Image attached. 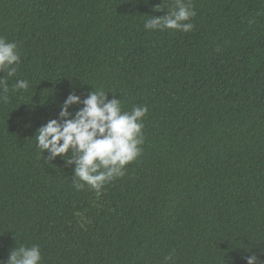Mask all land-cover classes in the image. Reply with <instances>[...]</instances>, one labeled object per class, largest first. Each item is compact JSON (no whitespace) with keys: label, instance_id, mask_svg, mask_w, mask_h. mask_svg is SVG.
<instances>
[{"label":"trees","instance_id":"obj_1","mask_svg":"<svg viewBox=\"0 0 264 264\" xmlns=\"http://www.w3.org/2000/svg\"><path fill=\"white\" fill-rule=\"evenodd\" d=\"M175 2L0 0L21 54L0 72V261L39 245L42 264H264V0H190L191 31L145 30ZM93 87L148 107L145 142L123 177L77 190L35 137Z\"/></svg>","mask_w":264,"mask_h":264},{"label":"clouds","instance_id":"obj_2","mask_svg":"<svg viewBox=\"0 0 264 264\" xmlns=\"http://www.w3.org/2000/svg\"><path fill=\"white\" fill-rule=\"evenodd\" d=\"M164 3L154 11L161 12ZM196 15L190 0H176L165 16L151 17L145 21L144 28L186 33L194 28L190 21ZM20 62L17 43L0 37V72H6L9 78L14 77ZM28 87L29 82L23 79L12 86L13 90H27ZM0 90L6 100L9 86L4 77H0ZM81 103L83 107L72 117L69 109ZM147 113V106H134L130 112L122 110L121 101L109 100L103 89L94 88L83 100L73 92L61 105L59 119L49 120L39 128L36 147L43 154L48 153V162L63 157L68 166H75L72 180L77 190L85 186L100 190L123 177L126 167L141 155L145 142L143 120ZM174 255L175 250L165 257L166 264ZM245 259L246 264H260L255 254ZM42 261L39 245H20L11 250L6 264H42ZM0 264L5 262L0 261Z\"/></svg>","mask_w":264,"mask_h":264}]
</instances>
